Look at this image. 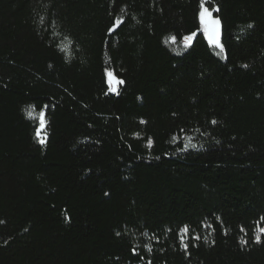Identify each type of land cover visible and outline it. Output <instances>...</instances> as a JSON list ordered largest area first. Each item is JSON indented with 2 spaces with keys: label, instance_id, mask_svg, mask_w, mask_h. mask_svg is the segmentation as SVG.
Segmentation results:
<instances>
[{
  "label": "trees",
  "instance_id": "16d2710c",
  "mask_svg": "<svg viewBox=\"0 0 264 264\" xmlns=\"http://www.w3.org/2000/svg\"><path fill=\"white\" fill-rule=\"evenodd\" d=\"M262 228L264 0H0V264H264Z\"/></svg>",
  "mask_w": 264,
  "mask_h": 264
},
{
  "label": "snow or ice",
  "instance_id": "6c2138e0",
  "mask_svg": "<svg viewBox=\"0 0 264 264\" xmlns=\"http://www.w3.org/2000/svg\"><path fill=\"white\" fill-rule=\"evenodd\" d=\"M201 7H202V11L200 12V21L204 25V31H205V33L208 34L209 40L211 42L215 43L216 37L218 35V28H219L220 21H219V19H214L212 17V14L210 11V5H209V7H204L203 5ZM249 27H251V25H249ZM191 40H192V36H185L183 38L184 45L188 46V44L190 43ZM171 42L176 43V37L175 36L171 37ZM217 46H219V45H217ZM111 75L112 74L109 73V76H111ZM116 82H117V84L124 83V81H122V80H117ZM213 123H215V121H213ZM41 127H43V120H41ZM191 146L196 147V145H194V144ZM261 232H264V228L261 229ZM256 241L257 242L260 241L259 236L256 237ZM185 247H187V246L185 245Z\"/></svg>",
  "mask_w": 264,
  "mask_h": 264
},
{
  "label": "rangeland",
  "instance_id": "374dc122",
  "mask_svg": "<svg viewBox=\"0 0 264 264\" xmlns=\"http://www.w3.org/2000/svg\"><path fill=\"white\" fill-rule=\"evenodd\" d=\"M204 7H209L206 3L203 4ZM202 11V7H201V10L200 12ZM210 11H211V14H212V17L214 19H218L215 15H214V10L210 8ZM200 16V14H199ZM201 22V21H200ZM201 31L204 33L205 37L207 38V40L210 42V44L215 48L216 52L218 55L222 56L221 53H222V42H221V24H219V28H218V35L216 37V42L213 43L209 40V37H208V34L205 33L204 31V25L201 23ZM186 36H192V40L190 41V43L188 44V46H190L196 36V33H191V34H188ZM185 37V36H184ZM219 45V46H217ZM188 46H185V47H188ZM117 80L114 78L113 75L109 76V73H108V84H109V89L110 91L116 93L118 91V86L119 84H117L116 82Z\"/></svg>",
  "mask_w": 264,
  "mask_h": 264
}]
</instances>
